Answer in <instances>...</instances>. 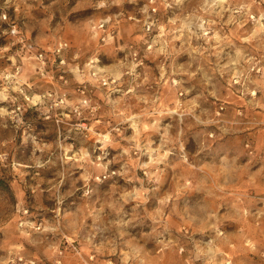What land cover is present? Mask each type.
Segmentation results:
<instances>
[{
    "label": "rangeland",
    "instance_id": "1",
    "mask_svg": "<svg viewBox=\"0 0 264 264\" xmlns=\"http://www.w3.org/2000/svg\"><path fill=\"white\" fill-rule=\"evenodd\" d=\"M0 264H264V0H0Z\"/></svg>",
    "mask_w": 264,
    "mask_h": 264
}]
</instances>
